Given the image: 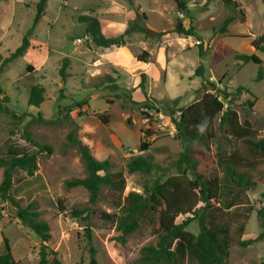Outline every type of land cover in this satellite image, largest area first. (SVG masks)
<instances>
[{"label": "rangeland", "instance_id": "1", "mask_svg": "<svg viewBox=\"0 0 264 264\" xmlns=\"http://www.w3.org/2000/svg\"><path fill=\"white\" fill-rule=\"evenodd\" d=\"M234 1L237 8L231 12L221 0H181L184 10L174 0H48L45 14L29 37L31 47L3 65L0 102L6 101L11 110L27 116L13 120L0 114V158L35 154L37 162L32 175L15 171L10 196L23 208L35 203L40 220L50 226L52 237L44 244L57 253L62 264H90L91 247L98 264H143V249L157 245L159 219L140 222L122 240L118 221L125 197L130 192L142 193L156 178L153 174L129 173L127 163L132 157L151 155L153 163L166 170L161 183L179 175L175 164L182 145L173 119L180 109L203 96L200 79L195 76L199 65L205 67L206 80L219 92L226 89L232 93L240 123L250 124L256 140L264 136V80L256 81L259 66L243 64L237 57L256 55L264 69V52L251 46L264 33V0ZM38 2L0 0V64L21 46L33 26ZM85 16L96 18L106 36L131 32L125 35L123 45L97 47L86 33V24L79 20ZM229 17L233 21L226 24ZM178 21L185 27L192 23L201 38L203 57L195 38L172 33ZM66 58L69 66L63 80L60 70ZM142 74L146 76L149 103L156 110L144 105L147 99L139 88ZM115 85L118 90L109 88ZM34 86L44 90L45 101L39 108L29 105ZM177 98L180 101L174 107L172 102ZM80 101L86 105L71 110L77 136L90 147L95 159L110 161L111 172L122 173L126 180L122 194L105 187L93 205L84 188L66 186V181L83 179L87 173L76 148L67 145L74 124H69L65 112L60 114L59 110ZM224 104L226 108L228 103ZM37 115L63 121L56 126L29 123L31 116ZM103 116L108 117L106 125L100 119ZM214 126L216 138L207 148L192 144L193 157L200 163L198 172L206 177L220 175L217 154L236 153L247 160L239 169L255 185L234 190L226 200L239 197L229 209L213 201L208 226L228 227L231 245L227 264H262L264 241L248 247L240 246V242L262 232L257 211L264 192V158L253 155L242 140L221 131L219 119ZM27 130L38 147L26 140ZM142 142L150 143L148 151H140ZM44 147L51 151L42 150ZM3 171L0 168V184ZM186 176L195 179L191 171ZM73 210L86 211L81 217H73ZM188 216H179L176 221ZM87 229L92 235L91 246ZM186 230L198 235V222H192ZM6 240L19 264L40 263L42 241L18 218L13 203L0 199V255Z\"/></svg>", "mask_w": 264, "mask_h": 264}, {"label": "trees", "instance_id": "2", "mask_svg": "<svg viewBox=\"0 0 264 264\" xmlns=\"http://www.w3.org/2000/svg\"><path fill=\"white\" fill-rule=\"evenodd\" d=\"M178 8L184 10L181 0H174ZM225 7L234 12L237 8V2L234 0H221ZM48 0H39L36 5V16L33 20L32 28L23 37L22 44L9 58L0 64V72L3 65L12 62L18 57L23 56L31 47L29 37L33 34L36 26L45 14ZM80 22L86 24V33L92 43L97 47L112 49L123 45L126 42L125 35L131 31L127 30L125 34L117 37H109L101 32L100 23L93 17H81ZM233 21L232 17L226 20V24ZM174 34L184 35L195 38L199 42L200 56L205 55L201 46V38L195 33L192 23L185 27L181 21H178L172 31ZM251 46L259 52H264V33L253 40ZM146 55V54H145ZM238 59L243 64L254 63L259 66L257 82L264 80L263 61L256 55H239ZM143 59V56L138 58ZM218 63V62H217ZM211 64V62H210ZM215 66V64H213ZM69 66V60H63L60 75L65 80L67 78L66 69ZM195 76L200 79L201 92L203 96L198 98L189 106L179 110L178 117L173 119V124L177 130V139L181 142L182 151L175 166L179 172L176 177H171L164 183L161 178L166 175L164 168L153 163L152 156L132 157L127 163L129 173L141 172L153 174L156 178L152 185L146 187L142 193L130 192L124 199V205L121 208L123 215L118 221V227L122 231V240L133 233L145 220L159 219L160 229L158 231V243L156 246L149 245L143 249L141 261L143 264H227L230 256L231 239L228 227L211 228L208 226V215L213 209V201H217L224 209L235 206V201L228 202L226 199L237 188L249 187L255 185L249 175L241 172L239 167L248 163L247 160L240 158L236 153L226 154L219 152L217 154V167L221 174H214L210 177L201 175L198 172L199 161L193 157L192 144L200 143L208 147L209 142L216 138L214 124L219 119V129L227 135L242 140L253 155H261L264 158V136L256 140V131L250 127L248 122L240 123L237 111L233 107L232 93L226 89L219 90L215 84L207 81L205 78V67L199 65L195 71ZM111 79V78H108ZM115 81L111 79V83ZM110 89L118 90V86H109ZM141 92L146 97L144 105L148 110H156L151 106L146 93V76L141 75L139 84ZM211 90V91H210ZM222 98V100H221ZM45 101L44 90L39 86H34L30 90L29 105L39 108ZM180 98L173 100L172 105L177 107ZM224 101L228 103L225 108ZM134 104H138L132 101ZM249 107H253L252 102H247ZM86 105L85 101L75 102L74 106L60 108L59 113L65 112L64 118L73 125L71 132L67 136V145L76 148L86 169V177L83 179H72L66 181L68 188L82 187L90 197V203L93 205L101 196L103 188L112 192L122 194L126 188V180L122 173H112V164L108 160L98 161L92 155L90 147L77 136V125L71 117L73 108L82 109ZM0 114H5L13 120H22L27 115H19L7 106V102H0ZM173 114V113H172ZM63 118V119H64ZM103 124H108V117L100 118ZM62 119L56 120L44 119L41 115L31 116V124H42L46 126H56L62 123ZM130 123V122H129ZM25 137L28 142L38 147V144L32 139L30 133L25 131ZM149 142H142L140 151H148ZM42 150L51 151L48 147ZM0 168H3V180L0 184V199L2 201H11L17 208V216L23 224L42 241L39 250V264H62L57 258V253L50 250L47 243L51 240L50 226L45 221L40 220V213L37 211L35 203H30L25 208L13 200L10 192L13 184L15 171H26L29 175L37 169L36 155L8 156L0 158ZM187 171H191L195 179L187 178ZM197 193V194H195ZM262 206L257 211L258 219L261 223L262 232L248 240L241 241L240 246L248 247L259 241H264V192L261 195ZM121 203V202H120ZM203 206L198 208L197 205ZM220 206V208H222ZM60 210L64 209L62 206ZM86 210H73V217H81ZM188 216L181 222H177L179 216ZM194 221L198 222L199 234L195 235L186 230ZM86 238L91 246L92 235L89 229L86 230ZM5 251L0 255V264H19L13 258L8 241H5ZM90 264H98L95 259V250L91 247ZM52 257V261L50 258ZM264 264V261L263 263Z\"/></svg>", "mask_w": 264, "mask_h": 264}, {"label": "built area", "instance_id": "3", "mask_svg": "<svg viewBox=\"0 0 264 264\" xmlns=\"http://www.w3.org/2000/svg\"><path fill=\"white\" fill-rule=\"evenodd\" d=\"M78 42L80 43L81 41L79 40Z\"/></svg>", "mask_w": 264, "mask_h": 264}]
</instances>
